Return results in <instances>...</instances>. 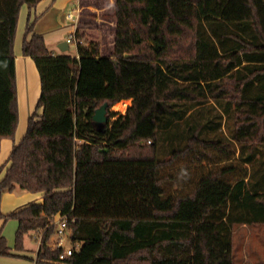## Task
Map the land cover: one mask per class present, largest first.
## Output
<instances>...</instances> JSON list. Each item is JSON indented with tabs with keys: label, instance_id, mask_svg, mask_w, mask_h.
<instances>
[{
	"label": "trees",
	"instance_id": "trees-1",
	"mask_svg": "<svg viewBox=\"0 0 264 264\" xmlns=\"http://www.w3.org/2000/svg\"><path fill=\"white\" fill-rule=\"evenodd\" d=\"M37 3L0 0V153L19 124V15ZM113 18L111 95L80 87V58L99 44L78 43L80 58L55 55L29 20L22 52L36 62L41 95L0 164V222L18 221L16 251L44 232L38 264H235V229L264 224V0H115ZM129 98L110 123L118 112L109 109ZM105 102L99 129L93 116ZM220 184L227 197L198 201ZM18 188L43 200L4 213L3 193ZM58 215H68L76 247L62 262L64 248L48 245ZM195 221L208 237L194 239ZM0 256H19L2 229Z\"/></svg>",
	"mask_w": 264,
	"mask_h": 264
},
{
	"label": "crops",
	"instance_id": "crops-1",
	"mask_svg": "<svg viewBox=\"0 0 264 264\" xmlns=\"http://www.w3.org/2000/svg\"><path fill=\"white\" fill-rule=\"evenodd\" d=\"M114 10L115 0H38L37 5L33 8H30L28 5H24L21 8L15 41L14 60L19 104V124L16 136L12 141L10 138L2 140L0 156H2L3 153L10 154L13 145L17 143L23 133L25 134L29 116L36 109L41 95V77L36 62L31 56H25L22 52V44L29 20L34 21V31L44 36L48 48L53 51L55 55L69 54L80 58L78 55V44H75L76 50L71 54L68 52L70 45H68L66 51H63L60 48V46L63 48L66 47L63 42L67 41V35L73 32L83 36L82 41L86 46H89L92 42L99 44L98 55L83 56L80 60L81 64L83 63V60H89V64H93L94 69L100 71L108 69L109 63H112L111 54L114 49V41L116 37V24L113 18ZM69 11H72L75 14V23H72L67 19V13ZM116 61L117 60H113V62ZM111 82L110 87L113 89V79ZM100 89L103 91L100 95H104L106 84H102ZM4 98L5 101H7L5 91ZM125 101L129 102V105H132L133 99L129 98L125 99ZM127 106L128 105H126V108ZM0 164H3V162H0ZM42 200L43 198L40 193H32L18 188L12 192H4L2 204L5 208H8L9 211H13L30 202ZM0 229H2L5 237L12 241L13 234L12 232L5 230L6 228L2 221L0 222ZM39 247L40 245L38 243V247L35 250L36 258ZM11 250L21 257L26 254V252L23 251H16L13 247ZM0 264L24 263L22 260L13 259V257L0 256Z\"/></svg>",
	"mask_w": 264,
	"mask_h": 264
},
{
	"label": "rangeland",
	"instance_id": "rangeland-1",
	"mask_svg": "<svg viewBox=\"0 0 264 264\" xmlns=\"http://www.w3.org/2000/svg\"><path fill=\"white\" fill-rule=\"evenodd\" d=\"M69 35H67L68 37ZM70 49L68 52L74 53L76 50L75 43H71ZM89 60H83L82 68H81V91L93 95H100L103 93L101 91L100 87L101 85L106 84V90H104L105 95H111L112 94V87L111 81L114 77V67L112 63H109L108 69L105 70H96L94 69L93 64H89ZM88 65V66H87ZM108 87V88H107ZM4 89L2 87V81L0 76V126L3 125L6 122V101L4 98ZM6 96L8 97L7 92L5 91ZM126 105L127 108H126ZM129 102H126L125 99L119 101L115 105H113L109 111L112 112H118L117 116L113 117L110 121L113 122L115 119H117L120 115L126 114ZM109 108V107H108ZM96 127L99 129H102L106 126V124H100L95 123ZM26 130V127H25ZM25 132V131H24ZM24 134V133H23ZM22 134V136H23ZM22 136L19 138L17 143L21 140ZM13 139H11L12 141ZM8 154L9 153H3L2 156H0V162L4 163L6 160H8ZM229 188L225 185H215V186H208L204 187L199 195L198 201L202 204H216L221 199L228 196ZM200 203H197L196 205L200 207ZM198 207H190L186 209L187 212L194 211L198 213ZM2 210L4 213H9L8 208H5V206L2 204ZM8 210V211H6ZM196 222V223H195ZM194 222V239L199 235L202 231L204 233L208 229L209 232H211L209 228L207 227H201L202 223L195 221ZM5 230L8 232H12L13 237L12 241L11 239H7L8 244L15 249V243H16V231H17V221L15 219H8L7 222L4 223ZM10 234V233H9ZM206 234V233H205ZM208 237V234H206ZM10 238V237H9ZM209 239V238H208ZM234 240H235V264H264V224H257V225H244V226H238L234 231ZM66 246H74V243L70 239L66 240ZM25 250L23 252H26L24 256H14L13 259L22 260L24 264H38L35 262V250L38 247V242L36 239L32 236V234H27L25 237ZM44 264V263H42Z\"/></svg>",
	"mask_w": 264,
	"mask_h": 264
},
{
	"label": "built area",
	"instance_id": "built-area-1",
	"mask_svg": "<svg viewBox=\"0 0 264 264\" xmlns=\"http://www.w3.org/2000/svg\"><path fill=\"white\" fill-rule=\"evenodd\" d=\"M67 19L70 22L75 23L74 22L75 14L72 11H69L67 13ZM67 42L69 44L71 43L78 44L81 42L83 43L82 40L78 39L76 32L69 34ZM53 224L55 225L56 229L54 234L51 236L48 245L52 249L64 248V251L61 253L59 257V261L62 262L66 259V257L72 255L76 248L75 246H70V247L66 246V240L70 239V233H71L68 215H58L57 217H55ZM43 235H44L43 231L37 232L34 235V238L37 240L39 245L42 243Z\"/></svg>",
	"mask_w": 264,
	"mask_h": 264
},
{
	"label": "water",
	"instance_id": "water-1",
	"mask_svg": "<svg viewBox=\"0 0 264 264\" xmlns=\"http://www.w3.org/2000/svg\"><path fill=\"white\" fill-rule=\"evenodd\" d=\"M63 44L66 45V47L60 46L61 50L66 51L68 49V42L64 41ZM126 57H129V54L125 55ZM117 63V61H116ZM108 107L109 104L108 102H105L100 108L96 110V113L93 116V121L95 123H100V124H106L108 120Z\"/></svg>",
	"mask_w": 264,
	"mask_h": 264
}]
</instances>
